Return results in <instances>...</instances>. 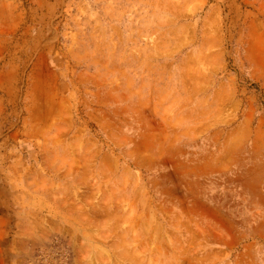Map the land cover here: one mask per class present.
<instances>
[{"label": "rangeland", "instance_id": "rangeland-1", "mask_svg": "<svg viewBox=\"0 0 264 264\" xmlns=\"http://www.w3.org/2000/svg\"><path fill=\"white\" fill-rule=\"evenodd\" d=\"M0 264H264V0H0Z\"/></svg>", "mask_w": 264, "mask_h": 264}, {"label": "bare ground", "instance_id": "bare-ground-1", "mask_svg": "<svg viewBox=\"0 0 264 264\" xmlns=\"http://www.w3.org/2000/svg\"><path fill=\"white\" fill-rule=\"evenodd\" d=\"M199 259V258H198ZM197 261V260H196ZM198 263V262H197Z\"/></svg>", "mask_w": 264, "mask_h": 264}]
</instances>
